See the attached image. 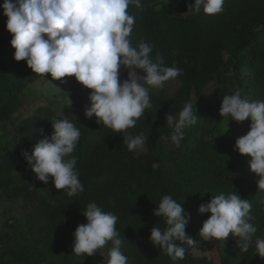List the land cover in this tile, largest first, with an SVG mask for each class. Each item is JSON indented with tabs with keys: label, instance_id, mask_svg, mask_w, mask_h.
<instances>
[{
	"label": "trees",
	"instance_id": "16d2710c",
	"mask_svg": "<svg viewBox=\"0 0 264 264\" xmlns=\"http://www.w3.org/2000/svg\"><path fill=\"white\" fill-rule=\"evenodd\" d=\"M3 3L0 0V5ZM187 3L191 0H169L168 4L165 0H140V7L129 5L128 12L135 19L129 37L132 46L137 47L141 41L151 44L153 61L160 56L165 67L181 69V75L172 79L173 85L166 92L149 91L150 107L125 133L113 132L85 117L56 116L54 121L68 119L80 130L71 156L77 161L84 190L69 197L64 190L54 187L52 198L47 200L38 188L44 182L36 179L21 150L30 152L42 139L40 129L50 135L51 123L36 113L37 123L29 118L12 132L8 129L14 126L13 115L22 104L23 86L41 75L33 73L26 61L14 59L12 34L6 29L7 17L0 7V193L45 211L40 231L51 243L48 252L57 253L53 264H81L80 260H86L87 255L72 253V244L76 226L86 223L82 212L89 202L118 217L116 230L123 242L121 252L128 257L129 264H212L205 258H192L190 249L194 246L183 245L185 257L173 261L152 245L150 229L156 224L161 230L166 228L163 218L153 215L164 195L177 200L190 214L186 233L193 236L195 246L204 247L207 242L200 237L199 229L210 215L200 214L197 208L220 193L237 192L242 199L249 200L254 217L251 222L257 228L253 240L264 238V191L258 189L259 176L250 171L247 155L234 148L236 139L243 134L217 130L222 119V98L229 95V76L224 68L237 73L246 65L255 80L264 78V0H224L223 11L215 15L205 14L202 9L192 15L186 11ZM126 78L127 70L121 66L120 79ZM61 79L68 83L79 106H90L91 89L82 86L74 76ZM211 86L208 96L206 89ZM186 102L193 103L198 118L194 126L185 129L177 147L171 142L172 129L166 115L175 117ZM140 134L147 137L144 150L129 151L124 137ZM49 183L54 185L51 178ZM33 225L31 220L24 225L27 240L34 235ZM20 234L11 242L13 260L20 264L30 256L40 257L38 242L24 241ZM235 239L226 240L225 243L234 245V250L223 256L220 264H264V258L256 255L254 243L243 252ZM20 240L24 245L15 246ZM111 246L109 242L102 248L109 252Z\"/></svg>",
	"mask_w": 264,
	"mask_h": 264
},
{
	"label": "clouds",
	"instance_id": "9594fccd",
	"mask_svg": "<svg viewBox=\"0 0 264 264\" xmlns=\"http://www.w3.org/2000/svg\"><path fill=\"white\" fill-rule=\"evenodd\" d=\"M168 4L169 0H165ZM140 7V0H4L0 7L7 17L6 29L12 34L10 45L15 49L14 59L24 60L33 71L45 77L48 73L60 80L74 76L82 86L91 89L90 106L85 118H96L116 133H125L150 107L149 88H161L164 83L181 75V69L165 67L162 57L155 62L153 46L141 41L133 47L129 37L135 19L128 12L129 5ZM224 0H191L186 11L197 15H215L223 11ZM127 70V78L120 79V69ZM137 70H141L143 75ZM196 105V101H195ZM222 118L242 122L250 120L249 130L238 137L234 148L246 154L250 171L257 174L258 189L264 191V101L242 96L237 89L225 95L219 108ZM198 115L192 102H186L178 118L166 115L172 129L171 142L179 147L185 129L197 123ZM53 131L35 143L31 151L21 155L38 181L47 184L51 178L55 189L64 190L69 197L82 192L83 185L76 169L75 151L80 130L68 119L51 122ZM127 149L144 150L147 139L143 134L124 137ZM252 204L237 192L220 193L201 203L197 211L210 213L199 229L203 241L215 239L223 243L235 237V244L247 252L255 245L256 255L264 258V239L256 238V226L251 222ZM86 223L76 226L72 253L91 256L111 242L107 264H129L121 252L122 240L116 230L118 217L105 212L95 202H89L82 212ZM153 215L163 218L166 228L156 224L150 229L149 240L173 261L185 257L183 245L195 246L193 236L186 233L190 214L177 200L164 195ZM179 242V243H178Z\"/></svg>",
	"mask_w": 264,
	"mask_h": 264
},
{
	"label": "rangeland",
	"instance_id": "374dc122",
	"mask_svg": "<svg viewBox=\"0 0 264 264\" xmlns=\"http://www.w3.org/2000/svg\"><path fill=\"white\" fill-rule=\"evenodd\" d=\"M227 71L229 80L227 86L229 87V95L233 94L237 89L241 91L242 96H247L252 100L264 101V78L261 80H255L250 70L246 65H242L239 72L235 73L228 68H224ZM143 75L142 71L139 73ZM173 85V80H169L164 83L161 88H149V91L159 94L166 92ZM215 85V84H213ZM211 87L206 89V93L211 95ZM21 93L22 104L13 115L15 122L14 126L8 128L13 131L15 126H18L20 122L25 119H31L37 123L35 114L42 115L46 122L51 123L56 116L62 117H74L81 118L84 116L85 108L89 106H79L72 98L69 85L67 82L61 83L60 80L53 79L50 74H45V77L39 76L33 80L25 83ZM178 118V114L175 116ZM95 121V117L91 118ZM102 124V123H101ZM250 120L245 119L242 122H236L230 117L227 119L222 118L218 122L217 130L226 133L233 130L240 131L243 135L249 130ZM189 129V128H187ZM186 129V130H187ZM3 131V122H0V134ZM25 133L26 131L23 130ZM41 135V133H40ZM38 188L42 191V196L47 200L52 198L54 193V185L51 183H43L38 185ZM45 211L41 207H35L22 201L19 198H13L8 195L0 193V262L4 261L6 264H17L13 260V251L11 242L16 234L21 233L19 238L24 241L27 240V231L24 229V225L30 220L34 223L35 231L34 235L29 237L27 241L38 242L37 249L39 256L33 255L28 257L27 261L20 264H53V261L57 259L56 251L48 252L51 247V243L46 240L42 229L43 217ZM18 226V231H17ZM264 239V238H263ZM24 245V242L20 240L15 246ZM234 250V245L230 243H217L213 238L207 241L204 247H200L197 244L190 249V254L194 259L205 258L211 261L212 264H220L223 256L227 255ZM44 252V256L43 255ZM108 259V252L104 248L98 249L93 255L87 256L86 260H80L81 264H105ZM79 261V260H78ZM196 264V261H195Z\"/></svg>",
	"mask_w": 264,
	"mask_h": 264
}]
</instances>
